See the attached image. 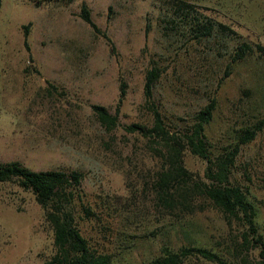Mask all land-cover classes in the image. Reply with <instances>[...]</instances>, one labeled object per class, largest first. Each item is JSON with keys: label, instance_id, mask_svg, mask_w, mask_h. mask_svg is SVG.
Masks as SVG:
<instances>
[{"label": "rangeland", "instance_id": "1", "mask_svg": "<svg viewBox=\"0 0 264 264\" xmlns=\"http://www.w3.org/2000/svg\"><path fill=\"white\" fill-rule=\"evenodd\" d=\"M186 1L198 18L232 32L195 37L160 0H0V162L80 171L70 203L78 228L118 264H144L161 246L188 245L215 251L229 264H257L254 241L240 244L243 223L203 194L207 160L180 147L178 162L197 187L181 183L171 207L163 206L154 188L156 173L166 167L163 142L126 129L152 124L143 93L151 67L159 76L150 102L169 133L183 131L215 99L204 128L210 159L230 149L243 128L264 120V59L255 48L264 47V0ZM82 3L97 30L80 17ZM242 42L251 49L232 61ZM93 104L116 113L113 129L99 125ZM263 179L264 121L239 145L228 178L253 203L264 242ZM82 204L100 221L85 218ZM53 252L52 230L32 192L0 182V264H42ZM182 264L216 263L190 257Z\"/></svg>", "mask_w": 264, "mask_h": 264}, {"label": "trees", "instance_id": "2", "mask_svg": "<svg viewBox=\"0 0 264 264\" xmlns=\"http://www.w3.org/2000/svg\"><path fill=\"white\" fill-rule=\"evenodd\" d=\"M70 2L72 0H64ZM171 14L179 18L180 22L187 24L194 31L195 37L209 36L214 29H221L232 32L224 24L217 23L209 17L204 19L196 16V9L186 0H160ZM80 17L92 29H96L92 22L89 10L85 4L80 5ZM173 18L170 19L174 23ZM25 29V26H24ZM97 30V29H96ZM26 31L24 30V35ZM256 52L264 59V47L256 44ZM250 45L242 42L236 46L231 57L232 61L243 59ZM159 76L157 67H151L145 73L143 93L145 102L150 104L151 121L150 127L139 123H131L126 126L128 131H136L143 137H158L165 147L163 161L166 167L156 173L154 181L155 194L158 202L171 207L174 196L173 192L183 183H191L194 187L197 184L194 179L178 162L180 147L185 148L191 154L201 159H206L205 176L208 179L204 185L203 194L216 206L228 219L240 220L246 230L241 233V245H247L252 239L255 247H258L259 261L257 264H264V242L257 233L255 223L256 209L247 198L246 193L238 185L231 184L228 180L230 167L237 153L240 144L252 140L255 134L261 129L263 119L257 123L243 128L236 137V142L225 152H221L213 158H208L209 143L204 134L205 125L209 122L212 112L215 109V99L211 97L193 115L190 124L183 131L169 133L165 128L158 109L153 102H150L151 89ZM51 88L55 89L53 85ZM124 95V84L119 86L118 103ZM92 113L106 131H110L117 124L116 113L111 114L107 109L98 104L91 105ZM181 175L184 179H178ZM82 178V173L77 170L63 171L58 169L32 170L22 165L17 160L0 162V182L14 181L23 189H29L34 199L43 209L44 220L52 230V244L54 252L42 262V264H118L113 261L111 253L103 247L94 246L83 236L78 228L76 217L70 203L77 191V186ZM175 182V185H173ZM263 197L261 203L264 205V179L261 183ZM183 193L177 197L182 198ZM81 213L87 219L100 221L98 214L89 206L81 205ZM252 236V237H251ZM190 257L203 258L216 264H229L219 253L203 246H181L172 250L167 246L160 247V255L154 257L144 264H182ZM241 260H244L241 258Z\"/></svg>", "mask_w": 264, "mask_h": 264}]
</instances>
